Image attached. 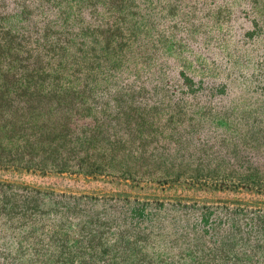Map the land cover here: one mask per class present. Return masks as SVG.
<instances>
[{
	"label": "rangeland",
	"instance_id": "374dc122",
	"mask_svg": "<svg viewBox=\"0 0 264 264\" xmlns=\"http://www.w3.org/2000/svg\"><path fill=\"white\" fill-rule=\"evenodd\" d=\"M0 22L120 141L103 174L0 168V264H264V0H0Z\"/></svg>",
	"mask_w": 264,
	"mask_h": 264
},
{
	"label": "trees",
	"instance_id": "16d2710c",
	"mask_svg": "<svg viewBox=\"0 0 264 264\" xmlns=\"http://www.w3.org/2000/svg\"><path fill=\"white\" fill-rule=\"evenodd\" d=\"M12 33L0 22V168L107 172L120 141L98 142L109 128L104 106L88 101L93 89L32 61ZM135 118L143 122L145 115Z\"/></svg>",
	"mask_w": 264,
	"mask_h": 264
}]
</instances>
